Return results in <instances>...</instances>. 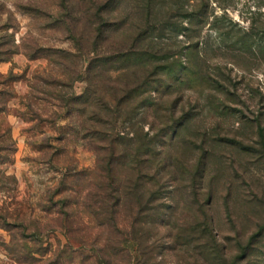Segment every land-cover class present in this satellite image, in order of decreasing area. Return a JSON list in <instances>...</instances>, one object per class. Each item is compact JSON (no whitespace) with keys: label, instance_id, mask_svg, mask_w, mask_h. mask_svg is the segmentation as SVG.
Here are the masks:
<instances>
[{"label":"rangeland","instance_id":"374dc122","mask_svg":"<svg viewBox=\"0 0 264 264\" xmlns=\"http://www.w3.org/2000/svg\"><path fill=\"white\" fill-rule=\"evenodd\" d=\"M146 5L0 0V264H264V241L251 247L249 260L237 258L242 246L235 241L243 235L248 242L264 218V147L257 127H264V0H154L151 18L166 24L154 31L166 66L153 91L162 105L146 116L139 111L136 127L128 121L121 126L128 134L140 133L139 126L160 134L173 106L168 130L176 131L163 144L172 164L163 175L178 182L166 181L162 220L128 230L140 236L136 242L117 237L92 214L98 152L83 138L81 104L71 100L87 86L79 68L98 50L128 44L146 27ZM101 21L111 34L104 45L97 38ZM194 52L208 59L218 78ZM201 166L208 172L201 184L213 188L216 232L228 248L222 263L197 253L201 242L175 241L177 234L188 236L200 216L187 186ZM95 241L107 247L103 254Z\"/></svg>","mask_w":264,"mask_h":264},{"label":"trees","instance_id":"16d2710c","mask_svg":"<svg viewBox=\"0 0 264 264\" xmlns=\"http://www.w3.org/2000/svg\"><path fill=\"white\" fill-rule=\"evenodd\" d=\"M153 2L154 0H147L150 5H146L149 12L145 20L146 27L141 28L140 32H135L133 37L130 36L128 44H116L114 48L98 50L94 52L96 57L89 60L87 66L83 65L79 68V75L87 82V86L82 94L71 99L73 103L81 104L77 111L81 114L80 117H83L81 129L84 131L83 138L95 144V150L98 152L95 171L98 180L94 188L96 200L93 202L97 208L92 214L99 220L101 226L108 224L113 228L115 230L113 233L117 234V237H130L134 242L138 241L140 236L137 232L132 236L128 234V230L136 229L140 225L142 228L151 220L157 223L159 217L162 220L164 213L160 215V209L167 205L164 196L166 183L178 182L172 174L163 175L166 167L172 164L165 156L163 144L166 138L168 136L172 138L176 131L174 128L168 130L175 121L173 106L168 107L170 116L162 126L165 132L160 134L150 135V132H145L142 126H139L140 133L135 129V132L128 134L121 126L128 121L136 127V123H139L136 119L139 111L146 116L148 109L152 107L156 111L162 105L161 99L155 98L153 91L157 93L155 85L161 82V71L166 66L164 58L155 49L154 44L158 35H155L154 31L165 29L166 24L160 25V21L154 24L151 18L155 6ZM106 25L101 21L97 29V38H100L101 44L111 40L110 28H104ZM225 41L231 43L233 40L225 36ZM240 42L241 40L238 39L235 43ZM195 44L198 47V42ZM194 54L198 63L201 61L205 65L210 63L208 59L200 58L198 52ZM2 60L4 58L0 57V61ZM206 66L207 74L212 79L219 77L218 74L213 75L209 65ZM227 77L230 79L231 75ZM221 79L226 81L222 77ZM227 91L228 96L233 95L230 90ZM58 95L61 101H65V95ZM257 127L259 144H263L264 147V127L261 122L257 123ZM159 136L162 140L157 139ZM202 166L191 174V181L189 179L187 186L189 193L194 197V203L199 208L200 216H197L195 223L192 222L189 226L191 233L188 236L177 234L175 241L185 237L186 241L193 240L196 245L201 242V249H196L197 253L214 254L222 263L226 261L224 257L228 248L216 232L215 217L212 215V208L210 209L213 188L211 185L201 184L208 177V172ZM198 184L203 187L198 189ZM203 189L204 197L200 200L199 196ZM124 221L132 227H125ZM256 227L257 229L255 228L256 230L250 234L248 242H242L243 235L235 238L236 243L242 246L240 255H237L240 260H249L251 247L256 242L264 241V218L256 222ZM126 237L124 241L128 240ZM96 241L93 243L96 252L99 255L103 254L107 247L105 245L99 247ZM247 243L251 246L247 247Z\"/></svg>","mask_w":264,"mask_h":264}]
</instances>
